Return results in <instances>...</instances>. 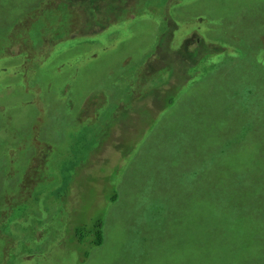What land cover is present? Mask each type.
I'll use <instances>...</instances> for the list:
<instances>
[{
    "label": "rangeland",
    "instance_id": "374dc122",
    "mask_svg": "<svg viewBox=\"0 0 264 264\" xmlns=\"http://www.w3.org/2000/svg\"><path fill=\"white\" fill-rule=\"evenodd\" d=\"M145 1L0 0V172H12L15 158L26 169L51 157L56 175L69 177L24 235L45 230L78 264H264V0ZM203 42L224 51L169 76L176 61L193 64L186 55ZM236 84L241 96L228 90ZM88 98L95 105L82 111L80 131L66 100L78 112ZM111 185L116 197L105 201ZM140 187L146 220L148 191L152 201L173 191L193 201L178 232L165 236L161 224L162 252L150 238L133 251L126 235L142 211ZM93 211L106 237L82 261V244L64 228Z\"/></svg>",
    "mask_w": 264,
    "mask_h": 264
},
{
    "label": "trees",
    "instance_id": "16d2710c",
    "mask_svg": "<svg viewBox=\"0 0 264 264\" xmlns=\"http://www.w3.org/2000/svg\"><path fill=\"white\" fill-rule=\"evenodd\" d=\"M107 1L109 7L114 6V0ZM149 1L154 2V0ZM169 1L170 0H161V3H168ZM176 2L177 0H173V4ZM91 7L92 9H94L93 5H91ZM144 8L146 7L142 5L141 9ZM137 15L141 16L147 14L143 10H138ZM195 33H197V31ZM206 40L208 39L206 38ZM17 41L18 39L9 42L6 45V48L10 47L11 45L14 46ZM4 44L5 35L0 31V49L5 48ZM168 44L170 45L168 49L171 51L172 49H174V47L176 51L184 50L178 48V44L176 45V43L172 44V42L168 41ZM198 46L199 45H197V50L200 48L201 51L196 53L194 52V50H192V52H189L186 55V57H192L191 60H193V64L190 65L186 63V61H182L183 63L180 61H176L177 63L172 67L169 76L172 75L174 77V74H176L178 70L182 71L183 69L188 67H198L199 63L203 59H209L210 61L208 62H214L215 56H219L221 53H223V46H225V44L221 42L219 44H215L212 47V45L205 44L203 42L202 46ZM212 65H217L216 69L220 67L218 62L217 64ZM181 71L179 72V74L182 73ZM132 87L133 85H130L129 88ZM252 89L255 88H249L248 92L256 99H258L257 93L253 92ZM228 90L233 94H237L239 96L243 94V90H240L237 84L236 86L230 87ZM139 95L141 94L133 93L132 97L137 98L139 97ZM166 101H173V97L170 96V99L164 100V103H166ZM92 103L93 102H91V99H85L77 112L75 109H73V106L70 105L69 101L66 100L65 110L68 113L69 117L75 118L73 119L72 125L79 127L80 131L83 130L87 119L86 116L83 115L82 111L86 112L90 109H93L95 104L91 106ZM257 103L258 100H255L254 104L257 105ZM78 131L76 130L72 134L76 135ZM2 145L0 148L3 147ZM47 147L49 148L50 145H47ZM51 147H53V145H51ZM83 148L84 149L82 150H86V142H84ZM54 164L60 166L62 165V162L57 161ZM30 165V168H26L30 170H26L23 168V166L18 164L17 158H15L13 160L12 172H8L6 170L0 172V232L6 236L3 238V240L0 241V254H2L3 256L1 264H78V256L75 255L74 251L72 250L73 248L57 245L55 240L56 237L48 239L45 230L40 236H35L32 234H28L26 236L24 235L25 230L33 224H41L39 218H33V216L36 217L39 211L42 214L50 213V206L46 203V200H52L51 197H49L52 196L55 197L56 202H58L59 196L64 191L66 183L69 180V177L65 176L63 171L62 173L60 172V174H58L59 177L56 175L57 169H54L53 160L51 157L46 158L40 163H31ZM33 167H35L36 169H33ZM229 170L231 171L230 167ZM186 173L190 175L191 168L186 169ZM202 179L203 176L200 174L198 182H200ZM109 182L112 183V180L110 179ZM111 187L112 188L108 193L109 197H107L105 201L114 200V198L116 197L117 192L113 185H111ZM142 190V187L138 188V191L143 192ZM138 191L136 192V194L138 193ZM9 193L10 196H7V194ZM146 195L148 198V202L153 206L149 209L150 217L148 218V220H146V196L143 192V196L140 194H138L137 196V205L139 206V210L142 208V211H138L132 214V225L130 226L127 236H131V249L133 251L139 249V247L141 246L140 238H150L153 242L152 246L156 250L162 252L164 250V245L162 243L160 245H156V243L164 242L163 239L160 240L163 235L169 236L173 235L175 232H178L179 229L177 228V224H179V227H183V225L181 224L185 223L182 222L187 216V211H191V206L189 205L193 201L190 194L187 195L184 201H181L176 191H173L169 194H162L155 201L151 200V198L155 195L154 192L148 191ZM215 197L213 198V200H216L217 197ZM55 199H53V201H55ZM53 210L54 211L52 216H54V218L56 219V215L58 212L55 209ZM97 212L98 211H93L90 215L88 212H86L88 216L82 215L81 220L77 221L74 226L70 223L71 221L69 220V232L64 228L66 234L70 236V243L71 239L74 238L78 243L82 244L83 249L80 252L82 261H84L88 257L89 253L93 250L94 247L100 246L102 244V242L105 240L104 234L106 237V233L103 230L104 219L102 217V214H97ZM166 220L168 221L167 223ZM129 222L130 220L128 219L127 223ZM162 223H166L163 229V235L159 233V228L161 227ZM62 229L63 228L60 227L59 231H61ZM219 240L227 242V233L221 232ZM42 243H44V245L46 246L45 249L41 247ZM15 248L19 251H25L29 255L24 258H22L21 256L11 258L9 256V252L13 253V250ZM5 249H7V253ZM148 249L149 248L143 247L141 250V254L145 253Z\"/></svg>",
    "mask_w": 264,
    "mask_h": 264
},
{
    "label": "water",
    "instance_id": "95a60500",
    "mask_svg": "<svg viewBox=\"0 0 264 264\" xmlns=\"http://www.w3.org/2000/svg\"><path fill=\"white\" fill-rule=\"evenodd\" d=\"M126 234V233H125ZM127 235V234H126Z\"/></svg>",
    "mask_w": 264,
    "mask_h": 264
},
{
    "label": "bare ground",
    "instance_id": "6f19581e",
    "mask_svg": "<svg viewBox=\"0 0 264 264\" xmlns=\"http://www.w3.org/2000/svg\"><path fill=\"white\" fill-rule=\"evenodd\" d=\"M211 50V49H210Z\"/></svg>",
    "mask_w": 264,
    "mask_h": 264
}]
</instances>
